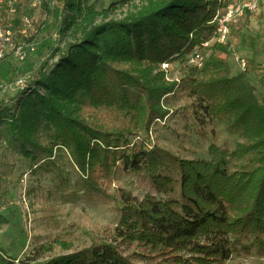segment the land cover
Instances as JSON below:
<instances>
[{
    "label": "trees",
    "instance_id": "obj_1",
    "mask_svg": "<svg viewBox=\"0 0 264 264\" xmlns=\"http://www.w3.org/2000/svg\"><path fill=\"white\" fill-rule=\"evenodd\" d=\"M52 1V21L42 27L79 36L36 45L46 55L14 98L0 100V135L33 160L32 150L45 148L43 135L49 157L53 147L64 149L85 186L104 195L119 166L146 176L154 194L115 189L118 219L103 239L38 264H223L233 255L264 256V95L228 62L249 17L230 25L226 42L210 44L221 0H162L100 21L89 0ZM198 49L200 67L166 79L161 64ZM11 59L0 61V85L33 68ZM179 89L195 100L194 121L218 119L238 137L233 149L210 143L207 158H182L149 143ZM0 264L15 259L0 250Z\"/></svg>",
    "mask_w": 264,
    "mask_h": 264
},
{
    "label": "rangeland",
    "instance_id": "obj_2",
    "mask_svg": "<svg viewBox=\"0 0 264 264\" xmlns=\"http://www.w3.org/2000/svg\"><path fill=\"white\" fill-rule=\"evenodd\" d=\"M160 1L89 0L100 13L98 21L120 19L137 13L149 3ZM52 4V0H17L14 4L15 11L9 16L13 23V40L21 42L26 39V59L33 63L31 71L18 73L16 79L22 77L28 82L36 75V68L46 55V50H43L42 56L35 52L36 45L42 40L49 39L60 46L79 36L69 30L65 36L58 37L54 25L42 27L45 21H52L48 12ZM246 17H249V23L233 39L234 50H230L232 53L228 62L232 72H237L242 69L235 61V56L245 58L246 78L256 86V93L262 96L264 0L256 11L246 13L233 23ZM24 19L28 21L26 26H23ZM21 28L25 31L23 36L19 33ZM213 41L214 38L210 44ZM193 51L183 62L161 64L166 79L177 81L188 65L201 66L191 61ZM11 60L16 66L23 63L15 58ZM15 80L0 85V100L14 98L20 90ZM167 103L171 112L163 120L154 121L148 133L150 144H156L182 158L199 159L208 157L210 143L226 144L233 149L239 142L238 137L228 133L223 122L218 119L204 125L193 120L195 100L188 90L179 89ZM39 142L45 148L32 150L35 156L33 160L17 144H7L3 135H0V214L8 219V223L0 225V250L14 258L15 264H38L52 256L69 253L103 239L105 231L114 227L118 219V202L112 196L115 189H123L138 198L146 193L154 194L146 176L121 166L118 167L115 180L106 186L108 195L92 190L85 186L82 175L64 149L53 147L52 156L49 157V145L43 135ZM223 264H264V256L253 252L233 255Z\"/></svg>",
    "mask_w": 264,
    "mask_h": 264
},
{
    "label": "built area",
    "instance_id": "obj_3",
    "mask_svg": "<svg viewBox=\"0 0 264 264\" xmlns=\"http://www.w3.org/2000/svg\"><path fill=\"white\" fill-rule=\"evenodd\" d=\"M16 1L0 0V61L6 56L21 62L27 58L26 39L21 42H14L13 40V23L10 21L9 16L15 11L14 4ZM261 1L263 0H221L222 7L217 10L213 18L216 26L214 41L226 42L229 37L231 23L246 13L256 11ZM27 22V19H24L23 26H26ZM24 32L22 28L19 31L22 36L25 34ZM191 61L201 65L202 55L198 50L193 51ZM236 61L242 70L247 67L245 58L237 56ZM15 83L20 89L26 86V82L22 77H18Z\"/></svg>",
    "mask_w": 264,
    "mask_h": 264
},
{
    "label": "crops",
    "instance_id": "obj_4",
    "mask_svg": "<svg viewBox=\"0 0 264 264\" xmlns=\"http://www.w3.org/2000/svg\"><path fill=\"white\" fill-rule=\"evenodd\" d=\"M232 48H233V49H232ZM231 49H232V52H233L234 47L232 46ZM232 52H230V54H231ZM230 54H229V55H230ZM237 56H238V55L235 56V61H236V57H237ZM237 64H238V63H237ZM238 66H239V64H238ZM239 67H240V66H239ZM239 71H240V70H239ZM252 84H253V83H252Z\"/></svg>",
    "mask_w": 264,
    "mask_h": 264
}]
</instances>
